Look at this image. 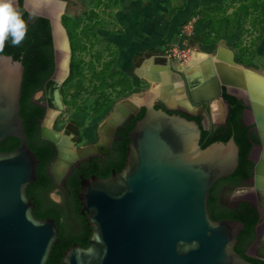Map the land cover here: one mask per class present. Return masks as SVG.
Instances as JSON below:
<instances>
[{
	"label": "water",
	"instance_id": "obj_1",
	"mask_svg": "<svg viewBox=\"0 0 264 264\" xmlns=\"http://www.w3.org/2000/svg\"><path fill=\"white\" fill-rule=\"evenodd\" d=\"M23 8L50 23L54 73L43 86L46 92L50 82L60 85L66 77L61 63L66 58L68 71L69 44L67 51L57 47V40L62 35L67 37L61 26L56 28L59 23L55 14L41 8L33 10L27 0H23ZM21 55L16 61L0 55V264H46L52 246L58 243V230L53 219L33 216L34 204L26 195L27 187L36 180L39 161L27 145L19 116ZM218 58L213 56L202 69V80L196 85L188 81V87L194 101L197 96L192 88H198L201 92L197 94L220 100L226 112L223 88L250 107L260 141L258 154L252 150L250 159L255 163L254 180L261 201L264 188L257 183L264 178L263 106L254 102L255 90L246 81L229 80L218 71ZM166 100L161 95L150 96L134 110L119 103L109 116L113 120L104 152L94 147L80 151L68 160L58 178L51 173L59 183L75 162L103 156L110 149L115 129L131 113L144 108L143 117L135 121L128 134L123 169L119 173L111 169L105 179L79 176L80 214L86 216L91 235L86 248L76 243L67 248L60 264H249L234 250L243 224L237 220L213 221L207 206L210 189L237 168V145L230 137L227 142L201 148L204 124L154 107L155 101L166 104ZM255 103L261 105L258 111ZM45 108L40 137L54 144L58 159L59 147L68 143L44 136L45 117L59 111L48 100ZM256 258L264 261L263 257Z\"/></svg>",
	"mask_w": 264,
	"mask_h": 264
},
{
	"label": "rangeland",
	"instance_id": "obj_2",
	"mask_svg": "<svg viewBox=\"0 0 264 264\" xmlns=\"http://www.w3.org/2000/svg\"><path fill=\"white\" fill-rule=\"evenodd\" d=\"M41 1L30 0V4L36 7ZM47 1L70 49L68 71L59 85L63 108L53 112L50 129L66 137L70 150L102 146L100 133L112 110L119 103L144 101L160 86L147 72L153 63L170 66L174 74L182 68L190 71V63L196 64L191 52L202 59L222 48L231 52L237 65L230 69L244 78L246 69L264 79V0H167L170 7L164 12V26L166 0ZM173 49L189 59H174ZM192 89L194 96L201 92ZM44 98L43 91L34 95L36 101ZM217 116L212 112L213 122L222 120ZM252 191V182H247L225 193L223 202L230 205ZM51 198L58 201L55 194Z\"/></svg>",
	"mask_w": 264,
	"mask_h": 264
},
{
	"label": "trees",
	"instance_id": "obj_3",
	"mask_svg": "<svg viewBox=\"0 0 264 264\" xmlns=\"http://www.w3.org/2000/svg\"><path fill=\"white\" fill-rule=\"evenodd\" d=\"M180 9V8H179ZM26 24V36L18 46H13L11 37L4 44L0 55L11 56L16 61L21 53V65L23 76L20 90V111L24 133L28 147L39 161L36 167V180L27 187L26 195L34 204L32 214L35 218L43 220L51 218L54 220L58 230V243L53 245L46 264H60L64 251L73 243L82 248L88 246L91 235L90 227L87 225L86 216L80 214L81 206L78 200L79 183L81 178L95 175L105 179L111 174V169L119 173L123 167L126 156V147L129 143L128 134L144 114V108L131 115L122 126H120L112 141L109 153L100 158L92 157L74 166L66 175L63 189L69 197L68 206L54 203L48 199L47 194L53 189V181L47 173L50 162L55 158L56 150L52 142L40 137V122L45 114V107L34 101V95L43 91L45 82L54 73V54L49 20L44 17H31L23 8V0H17L16 9ZM224 101L228 105L225 123L213 130H202L199 145L201 148L214 142H227L231 137L238 147V165L229 177L218 181L209 191L208 210L211 220H237L244 226L237 236L234 247L236 253L240 254L249 264H261L257 260L249 259L244 255L245 241L253 234L255 223V210L248 204H239L237 209L220 207L218 205L217 188L221 185L235 187L252 177L253 162L249 155L253 146L259 144L257 134L251 125L243 122V111L247 108L241 99L228 95L223 88ZM158 108V106H155ZM159 109V108H158ZM168 114L173 112L166 111ZM188 120H195L198 125L199 117L183 115Z\"/></svg>",
	"mask_w": 264,
	"mask_h": 264
},
{
	"label": "flooded vegetation",
	"instance_id": "obj_4",
	"mask_svg": "<svg viewBox=\"0 0 264 264\" xmlns=\"http://www.w3.org/2000/svg\"><path fill=\"white\" fill-rule=\"evenodd\" d=\"M43 6H44V4H43ZM49 9H51V8H49ZM191 57H192V55H191ZM162 66L163 67L161 69H163L167 65H162ZM168 67H169V70H170V66H168ZM163 71H166L165 72V76H166L165 79L168 81V75H167L168 70L163 69ZM170 72H171V70H170ZM185 73H183V71H177V70H175V74L172 73V74L176 75L179 78V80L182 82V85L181 86L179 85L180 89L178 90V93H182L184 99L179 98V97L176 96V100L174 102H177V103H175L173 105V107H170L167 104H164V103H162L160 101H157V102H155L154 107L158 106L159 109H162L165 112L166 111L173 112V114L180 115V116H181V114H183V115L191 116L193 118H198L199 117L200 118L199 119V124L200 125L204 124V127L206 128L207 131L213 130V129L223 125L225 123V120H226V117H227L226 106L222 105L221 102L219 100H217V99H214V98L211 99L212 97H210V96H208V97H205V95L201 96V93L197 94L196 100L194 101L193 98H192V94L190 92V89L188 87V80L186 78V76H188V73H187V75ZM176 80L177 79H174V81H171V83L172 84H176ZM251 88H253V87H251ZM43 92H44V97H45L44 101L43 102L37 101V102H39L41 105H43L45 107V104L47 103V100H48V92L47 91L46 92L43 91ZM237 92L239 93V91H237ZM260 95H259V97L264 100V96L261 97ZM33 100L36 101L34 98H33ZM54 100L53 101L51 100L52 103L54 102ZM53 107L57 109V108H59V105H57V106L53 105ZM246 107L247 108L243 111V122H244L245 125H248V126L251 125L252 126V130H254L256 132L257 137H258V133H257L256 125H255V122H254V117L252 116V113H251V109H250L249 106H246ZM141 108L142 107H140L138 110H136L133 113H131L123 121V123L131 115L137 114L140 111ZM246 111H248V116L247 117H245ZM212 112L213 113L216 112L218 114L217 117L219 119H220V117H222V120L218 121V122H213L212 118H211ZM111 113L109 114V116L111 115ZM245 119H248V121L245 120ZM111 120H113V119H111ZM249 120H251V121H249ZM192 121H195V120H192ZM123 123L120 126H122ZM104 126H106V128H105L104 132L100 133L101 137H102V135H103V137H106L107 136V130H109L108 128H110L109 127L110 125L108 123L106 125H104ZM120 126H118L115 129L114 136H113V138L111 140V144H112V141L115 138V133H116L117 129ZM52 133H54V132H52ZM54 134H56V133H54ZM55 137L59 138V140L61 142H63L62 140H64V139H62V137H64L62 135L56 134ZM103 139H105V138H103ZM258 140H259V137H258ZM67 146L64 147L65 150H66V152L64 154V160L60 161V164L57 166L58 167V171L63 170L64 165L66 163V161H65L66 159H71L73 154L76 153L77 151H79V150H76V149H71L70 150L69 149L70 148L69 147L70 146L69 143H68ZM256 147H258V150H259L260 141H259L258 145H255V146L252 147L250 154L252 153V150L255 151ZM110 148H111V146H110ZM55 150H56L55 158L50 162V164L48 166V170H47V173L51 176L52 181H53V189L47 194V197H48L49 200H51L54 203H58V204H62L64 206H68L69 197L67 195V192L63 189L64 179H65L66 175L71 171V169L74 166H76L78 163H80V162H82L84 160L90 159L92 157L86 158V159L81 160V161H77L74 164H72V166L70 167V169L68 170V172L66 173L64 178L62 180H60L59 183H57V182H55V180H54V178H53V176L51 174V173H53L54 163L57 160V149H56V147H55ZM258 150L255 152L256 154H258L257 153ZM109 151H110V149H109ZM109 151L107 153H104L103 156H96V157L102 158V157L106 156L109 153ZM93 157H95V156H93ZM249 159H250V155H249ZM254 165H255V163L253 162V168H254ZM247 182H252V184H253V191L252 192H249L247 195L240 196L239 200L233 202L230 205L223 202V195L225 193L230 192L233 189L240 188V187L243 186V184H245ZM256 190L257 189H256V186H255L254 169H253L252 177L249 180H247V181H243L241 185L235 186V187H229L227 185L219 186L217 188V193H218L217 198H218V205L220 207H225V208L229 207L231 209H237L239 204H241V203L244 204L245 203V204L250 205L255 210V213H256L255 220L256 221L254 223L253 234L247 239V241H245V244H244V255H245V257H247L249 259L257 260L261 264H264L263 260H259V259L256 258V257H263L264 258V202L259 201L260 197L258 199V194H257ZM51 194H55V196L58 198V201L53 200L51 198ZM246 255H248V256H246Z\"/></svg>",
	"mask_w": 264,
	"mask_h": 264
},
{
	"label": "bare ground",
	"instance_id": "obj_5",
	"mask_svg": "<svg viewBox=\"0 0 264 264\" xmlns=\"http://www.w3.org/2000/svg\"><path fill=\"white\" fill-rule=\"evenodd\" d=\"M29 6L31 7V9L33 10H37L38 8H41L42 10H46V11H49L50 13L54 14L52 9H49V7H47L49 4H48V1L47 0H42L41 3L38 5V6H32L30 4V0H27ZM44 4V6H43ZM48 4V5H47ZM58 27H60V25L57 24V29ZM62 31V29H61ZM62 34V33H61ZM57 47L60 48L61 50L63 51H67L68 50V42L65 38L64 35H62V37H60L58 40H57ZM195 52H193L192 54V61L194 59V61H196V64L195 62L194 63H190V66L189 67H192V68H189L191 69L190 71L188 69H186V74L188 73V76L187 78L195 83L194 85L197 84L198 81H201V72L203 71V67L208 65V62L211 58L213 57H207V58H202V59H196L194 56ZM194 55V56H193ZM215 56H219V61L217 62V69L219 72H222L229 80L230 78L231 79H234V81H237L238 83H243L245 81H247V83L249 84L250 87L254 86L252 89L255 90V99L254 102H260L262 104L263 107H261V105H256V103L254 104V106H256V110L258 111L259 108L261 107L262 110L264 111V100L262 98L259 97V95L261 97L264 96V79L262 77H259V76H256V74L248 71L245 69L246 73L243 74L245 76V78L242 76L241 73L237 72L236 69H230V66L232 65H236V63H234L233 61V56L232 54H230V51L229 50H226V49H220L215 55ZM194 57V58H193ZM190 58H191V54H190ZM61 66H62V71L64 73V75L67 74V60L66 58L62 61L61 63ZM163 69H166L168 70L167 72V75H168V81L165 79L166 76L163 75V74H160L157 76H154L153 75V79L155 80V84H160V86H158L156 89H154L151 93V95H149L147 98H149L150 96L152 97H157V96H160L161 97H166V104L170 107H173V105L177 102H174L176 100V95L178 94H182V93H178V91L175 90V87L174 85L175 84H172L171 81H174V79H177L178 80V77L174 74H172L169 70V67L166 66L164 67ZM185 68H183L184 70ZM157 72V71H156ZM224 76V77H225ZM241 77H243L244 79H242ZM198 80V81H197ZM197 81V82H196ZM257 87H259V89H257ZM46 91L48 92V102H49V105L53 107V103L52 101L54 100L55 104L56 105H59V108H57V110L61 111L62 108H63V103H62V100H61V96H60V93H59V84H56L54 82H50L46 88ZM52 92H54V94H52ZM242 93L241 91H239V94ZM183 95V94H182ZM182 99L183 96H181ZM147 98L145 100H147ZM52 100V101H51ZM144 101H135V102H132L130 105H120L125 107V108H128V109H133L138 105V104H142L145 102ZM51 101V102H50ZM178 101V100H177ZM220 101V100H219ZM221 102V101H220ZM53 105H52V104ZM222 104V103H221ZM223 105V104H222ZM55 106V105H54ZM119 108L120 111H122L121 109ZM56 109V108H55ZM261 110V109H260ZM54 112V111H53ZM51 112V113H48L47 116L45 117L44 119V122H43V133H44V136L48 137V138H51L59 143H66L67 142V139L66 137H62V140L63 142H61L59 140V138H56V134L52 133L51 131V121H52V118L54 116V113ZM113 119V116H111V118L108 120V124L112 122ZM110 125V124H109ZM110 128H108L109 130H107V136L104 137L105 139H103V145L102 146H99V145H96L94 146V150H96L97 152H100V153H103L104 150H105V144L107 143V139H108V135L111 131V126H109ZM102 132H104V129L105 127H102ZM101 132V133H102ZM66 139V140H65ZM68 143V142H67ZM66 147V146H64ZM64 147H59L60 148V156L59 158L56 160V162L54 163V166H53V174L55 175L56 178H58L63 172L64 170L67 168L68 166V160L70 159H66V163L64 165V168L63 170L61 171H57V166L60 164V161L64 160V154L66 152L65 148ZM78 152L80 151H77L76 153L73 154L72 157H75V155L78 154ZM257 185H260L264 188V178L260 179V181L257 183ZM263 195V194H262ZM264 196V195H263ZM261 202H264V198H262Z\"/></svg>",
	"mask_w": 264,
	"mask_h": 264
},
{
	"label": "clouds",
	"instance_id": "obj_6",
	"mask_svg": "<svg viewBox=\"0 0 264 264\" xmlns=\"http://www.w3.org/2000/svg\"><path fill=\"white\" fill-rule=\"evenodd\" d=\"M26 24L13 6V0H0V50L11 37L12 45L18 46L26 36Z\"/></svg>",
	"mask_w": 264,
	"mask_h": 264
},
{
	"label": "crops",
	"instance_id": "obj_7",
	"mask_svg": "<svg viewBox=\"0 0 264 264\" xmlns=\"http://www.w3.org/2000/svg\"><path fill=\"white\" fill-rule=\"evenodd\" d=\"M166 2H168L167 0H166ZM169 7H170V3L168 2V4H165L164 6H163V9H164V11H163V22H162V24L161 25H163L164 26V24H165V22L167 21V18H166V13H164V12H166L168 9H169ZM171 7H173L172 5H171ZM179 11H180V9H179ZM181 11H184V9L183 10H181ZM160 26V25H159ZM191 55H192V52H191ZM163 66H161V65H155L154 63L152 64V65H149L148 66V68H147V72H150L151 73V75H154V76H157V74L158 75H160V73L161 74H163V71H161V70H163V69H161ZM182 70V69H181ZM157 71V72H156ZM184 72H185V70H183ZM166 72V71H165ZM180 80L178 79V80H176V84L174 85V87H175V90L176 91H178L179 90V88H180Z\"/></svg>",
	"mask_w": 264,
	"mask_h": 264
},
{
	"label": "built area",
	"instance_id": "obj_8",
	"mask_svg": "<svg viewBox=\"0 0 264 264\" xmlns=\"http://www.w3.org/2000/svg\"><path fill=\"white\" fill-rule=\"evenodd\" d=\"M172 56H173V58L175 59H184V61L186 60V59H189V57H188V55L187 54H185V53H180L179 54V51H178V49H173L172 50V54H171Z\"/></svg>",
	"mask_w": 264,
	"mask_h": 264
}]
</instances>
